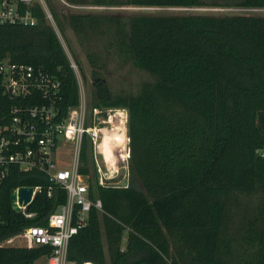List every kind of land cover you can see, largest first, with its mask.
Wrapping results in <instances>:
<instances>
[{
  "label": "trees",
  "instance_id": "1",
  "mask_svg": "<svg viewBox=\"0 0 264 264\" xmlns=\"http://www.w3.org/2000/svg\"><path fill=\"white\" fill-rule=\"evenodd\" d=\"M64 2L264 9V0ZM47 8L57 22L51 5ZM27 9L35 19L32 27L0 26V61L53 75L62 114L77 103L76 79L41 7L33 3ZM66 20L82 40L100 27L112 30L109 45L117 55L150 77L134 95L111 96L102 85L92 87V106L126 112L127 183L92 187L89 198L99 200L101 212L89 210L86 226L68 241L66 259L74 264H264V16L69 14ZM85 58L91 78L98 79L102 65L92 53ZM15 105L32 104L7 99L0 87V123ZM21 186L40 188L28 208L34 214L30 219L9 205L10 191ZM48 186L41 173L16 169L1 182L0 242L25 227L44 226L64 204V191L51 187L47 196ZM48 254L42 246L0 247V264H33Z\"/></svg>",
  "mask_w": 264,
  "mask_h": 264
},
{
  "label": "built area",
  "instance_id": "2",
  "mask_svg": "<svg viewBox=\"0 0 264 264\" xmlns=\"http://www.w3.org/2000/svg\"><path fill=\"white\" fill-rule=\"evenodd\" d=\"M39 2L42 0H0V26L32 27L35 19L27 7ZM69 67L76 79L77 103L61 114L59 82L53 75L30 65L0 61L2 95L32 104L12 106L0 123V184L14 169L20 173L35 171L49 184L47 196L51 187H58L65 194L64 204L47 216L44 226L25 227L17 235L1 241L0 247H20L13 245L16 239H22L25 248L47 247L49 254L42 257L45 264H74L66 259L69 239L86 226L90 209L101 212L99 200L89 198L92 187L120 188L118 185L126 180L128 170L126 117L122 116L121 109L92 106L82 92L76 66L70 62ZM105 138L110 160L101 150ZM30 188L37 194L40 191L39 187ZM19 214L24 219L34 217L24 207Z\"/></svg>",
  "mask_w": 264,
  "mask_h": 264
},
{
  "label": "rangeland",
  "instance_id": "3",
  "mask_svg": "<svg viewBox=\"0 0 264 264\" xmlns=\"http://www.w3.org/2000/svg\"><path fill=\"white\" fill-rule=\"evenodd\" d=\"M206 3L215 2L222 4L223 2L233 0H204ZM40 7L45 16V22L53 30L57 37L59 44L68 60L72 62L77 69V78L81 84L82 92L87 101L91 104L92 101V86H91V68L86 61V53H92L98 59V65H102V68L97 72L98 80L104 81L105 91L111 96L115 95H134L137 92L139 85L142 82L150 81V77L137 70L132 64L117 55L116 50L112 45H109L113 40L112 30L110 32H104L107 30L105 27H100L95 32L87 34L85 40L78 39L70 30L67 25V16L69 14H90L109 17H128L131 15H154V16H172V15H205V16H231V15H247V16H264L263 10H242L230 7H202L193 9H176V8H136V7H124V6H111V7H94L85 6V9L70 8V5L66 4L64 0H42L39 2ZM47 4L51 5V8L57 15V22L53 20L50 11L47 8ZM72 6V5H71ZM89 7V9L87 8ZM59 24V25H58ZM84 77L82 79L81 77ZM125 110H121L122 116L127 118ZM126 126V125H125ZM127 147V146H126ZM123 171L121 170V176ZM127 179V176H126ZM252 202L256 201L251 199ZM233 225L231 228L233 229ZM123 234L122 241L120 243V249L124 247ZM22 242H21V241ZM16 239L13 241V245L20 247L25 246V242L22 239ZM13 247V246H12ZM33 264H45L44 259L40 258Z\"/></svg>",
  "mask_w": 264,
  "mask_h": 264
},
{
  "label": "water",
  "instance_id": "4",
  "mask_svg": "<svg viewBox=\"0 0 264 264\" xmlns=\"http://www.w3.org/2000/svg\"><path fill=\"white\" fill-rule=\"evenodd\" d=\"M99 83L104 85L103 80L94 79L91 84ZM126 180H122L118 187L125 188ZM37 192H33L30 187H19L16 191L9 194V205L11 210L14 213H19L20 208L24 207L25 210H28L31 200L35 199Z\"/></svg>",
  "mask_w": 264,
  "mask_h": 264
},
{
  "label": "bare ground",
  "instance_id": "5",
  "mask_svg": "<svg viewBox=\"0 0 264 264\" xmlns=\"http://www.w3.org/2000/svg\"><path fill=\"white\" fill-rule=\"evenodd\" d=\"M107 138L104 139L103 143L101 144V150L104 153V156L106 159L110 160V154L108 153V142H107ZM123 140H124V133L123 131H121V155H123ZM122 157V156H121Z\"/></svg>",
  "mask_w": 264,
  "mask_h": 264
},
{
  "label": "flooded vegetation",
  "instance_id": "6",
  "mask_svg": "<svg viewBox=\"0 0 264 264\" xmlns=\"http://www.w3.org/2000/svg\"><path fill=\"white\" fill-rule=\"evenodd\" d=\"M94 79H92L91 81H93ZM97 84H99V83H97ZM99 85H102V84H99ZM91 86L92 87H94V83L93 84H91ZM103 87H104V85H102ZM104 90H105V87H104Z\"/></svg>",
  "mask_w": 264,
  "mask_h": 264
}]
</instances>
